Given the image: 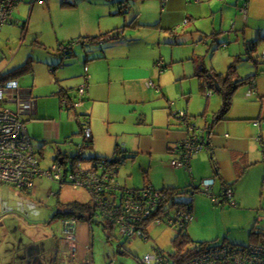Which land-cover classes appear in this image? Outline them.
<instances>
[{
  "label": "crops",
  "instance_id": "obj_1",
  "mask_svg": "<svg viewBox=\"0 0 264 264\" xmlns=\"http://www.w3.org/2000/svg\"><path fill=\"white\" fill-rule=\"evenodd\" d=\"M20 1L21 0H19V2ZM65 1H71L68 5L63 3L64 6L66 5L71 9H81L86 6L92 17L91 20H88L85 19L83 15H81L80 18L71 22V35L73 36L71 37V40L79 39L80 37L85 36H96L107 33L115 28L128 24V17H131L132 20L133 16H136L137 23L140 24V26L144 25L148 27L149 34H145L143 35L144 38H140V42H143L144 40V46L139 44V42H134V39H127L132 31L128 30V27L123 29L122 39L111 42L101 40L99 44L101 53L88 54L87 52L90 51V48H88V51L85 55V60L80 66L78 65L79 71L70 77L67 76L64 71L59 70L61 61L63 62L64 57H66L63 51L59 50L61 55V60L59 63H57V59H55L53 61L54 63L51 65L49 64L52 72L54 73V78H50L48 80L49 84L46 83L44 88L40 86L38 77L34 73L36 69L35 65H33V69L28 70V75L32 74V76L26 80L29 82L27 85H22L21 81L19 80L20 77H15L18 79L20 87L31 92V95L37 100L36 113L32 117L26 116L25 119L27 131L32 139L33 146L35 150H37L43 156L44 146L42 148V145H45L47 141L52 143L56 141L54 137H52L54 135L53 125L55 116L41 112L40 102L44 100V96H50L48 94H58V91L67 89L66 91H62V93L65 94L68 91V93L71 94L73 98L70 96L68 107L65 105V102L62 103V99H60V110H68V113L72 114L73 117L76 118L77 125L78 120L83 119L80 117V115L84 116L89 114L90 117L88 127L92 132V137L91 143L88 146V154H95L96 156H101V158H112L116 153L117 156H119L118 154L120 152L123 154L120 164H122L123 161L129 157L130 150L127 147V143L130 144V139L127 136H122L118 131L115 133L109 132L113 142H115L114 153L113 155H109V152L102 149L100 145L101 135L95 129V125L92 122L93 118H97V115L95 114L97 109H105L106 106L109 110L111 107L112 98L118 95L120 96L119 98H122L120 100L121 103H118L119 106L125 107L127 110L131 109L135 112V115L137 114V116L138 112H141V104L144 103L145 100L154 101L155 104H153V106L155 109L159 108L167 109V111L169 110L167 114L161 112L162 116H165L164 120H162V118L160 121L152 119L151 123L157 122L160 128L167 131V146L169 152L170 154H173V158L178 157L180 152L178 143L181 139L186 137V130L188 128H186L183 123L173 117L172 110L185 111L192 116L190 113L191 109L188 106L189 104L187 105V109L184 108L185 104L182 97L188 99L189 102L191 97L193 98L195 94L201 97L206 96L205 100L207 101V107L209 106L210 108L211 101L215 98V96L208 94V92L216 90L219 93L221 86L218 82L219 85L216 86L220 89L217 87L216 89L212 88L210 90L202 89L201 86L203 77L199 74V69L203 68L215 71L217 73H221V75L224 77V75L228 73L230 67H228L226 72H220L219 67H216L215 65H213L212 68L202 65L201 60L203 57L198 53L203 52L202 45L207 47V52L210 51L212 47L214 51H216L218 47L227 49L222 53V55H224L228 61L233 59L232 62L235 64L244 58V54L241 53V48L234 47V45H229L231 41L227 38V36H230V34L233 36L234 33H236V36H239V32H245V30L251 28L254 32V26L257 25L255 24L257 23L255 18L256 15H254V11H256V0ZM130 1H134L133 6H131ZM121 2H123L124 5L129 6L130 11L127 13H117L120 4H122ZM116 15H121L123 17ZM11 23H17L16 16L13 15L12 21L8 24ZM26 25L27 23H25L23 28H25ZM260 25L262 26L263 24ZM63 26L64 24L61 23L60 27ZM137 28H139V26H137ZM208 28L211 29L210 33ZM180 30H184L185 33L190 32L191 37L196 41L195 43L201 41V43L195 45V51H191L193 46L186 45L187 36L190 37V35L187 34V36L184 37L178 33ZM84 40L85 41H79L81 42V45L84 49L86 48V42H90L89 44L97 43L96 41H90L88 39ZM249 40L245 39L247 50H249L248 48L250 42L255 41V39H252L251 41ZM174 41H176V43H173ZM215 41L216 43H214ZM214 46H216V48H214ZM197 49L201 50L197 51ZM74 54L76 53L73 45V55ZM30 59L33 58L29 56L27 60ZM254 60L256 61V64L259 63L258 59L254 58ZM160 61H162V63H160ZM235 68V73L231 75L232 77H230V80L242 78L237 73L238 67L236 64ZM82 73L84 78L83 83H79L78 88L86 84L87 89L83 95L79 94L75 97L76 88H74L72 85H67L69 87L67 88L66 83L63 81L72 79L74 77H80ZM253 74V79L245 82L251 85L248 95L255 94V96L262 98L264 97V89H262L260 82L256 84L254 81L257 73H252L250 75ZM85 75L88 76L86 77ZM222 78L219 81H222ZM81 81L82 80H80V82ZM193 81L196 83L194 86ZM75 82H78V80L76 79ZM149 82H153L154 85H149ZM80 98L82 99L81 101ZM173 98H182V100L179 103H176L173 101ZM203 98L204 97L201 98L202 101ZM176 106H178L177 108L181 109L177 110ZM215 112L213 113V119ZM141 113L144 114L145 119H138L147 122L149 119L148 115L144 113V111ZM250 116L251 115L230 116L229 112L227 119L221 120L218 123L213 124V126H211L213 120L212 122L207 121L203 127H200L202 131L197 130V126L195 128L197 132L200 133L201 136L206 139V141L208 140V143H210L209 146H206L205 144L204 145L206 146L208 153L212 154V157H210L212 165L210 166L209 163L206 162L204 153L197 152L193 155L190 161V166L192 169L191 173L187 171L186 167L175 166L182 169L176 170L173 174V178L171 177V179H165L164 186L173 185L182 187L184 184L183 180H186V185L193 182L199 183L202 187L201 183L204 179L212 178L214 179V183L208 189V192H211L212 195L206 192L203 187V190L201 189L199 191L210 195V197H213L216 204L218 203L219 205L221 203L220 206H224V203L229 204L230 206H235H231V208L224 207L228 209L227 211L232 215H237L239 214L238 212L249 209L248 206L250 207V205L246 204L245 193L241 190V187L240 189H237L238 182L245 178L248 170H250L251 167L256 163L259 164V169L264 171V162L261 160L263 159L262 155L264 154H259L253 158L251 156V151L248 144V141H251L252 139H258L264 146V125L253 124L250 122ZM34 118L43 119L50 126L47 136L42 139L44 143H41L42 140H40L39 145L34 143V135L31 133L33 131L35 122L29 121ZM174 118L177 121H175ZM252 118H264V116L260 114L258 117ZM109 119L111 121L110 117ZM246 119H248V121H245ZM171 125L176 126L179 130L176 131L170 128ZM66 134L68 133H65V136ZM66 137L64 140L65 143H74L75 148L72 150H63L57 147L58 152H64L71 156L76 153L79 144L83 140V136L80 142H74V139L72 142H67ZM35 145L40 147L36 148ZM133 145L136 146V141L133 142ZM219 148H223L226 151L225 157H223V153H217V149ZM39 150H42L43 152ZM117 150L119 152H117ZM124 155L126 157L123 159ZM220 158L228 162L230 161V170L232 173L230 176L225 177L223 167L219 161ZM119 165L118 168L120 169ZM240 174L242 175L240 176ZM39 179L43 178H38L35 181L32 188L33 190L37 189ZM116 179L118 180V176H116ZM218 179L220 180L219 184ZM242 184H244V180ZM145 185L155 187L157 182L150 178V181H148V183ZM226 186H230L232 188V190H230L232 191L233 202L228 201L223 196ZM216 198H219V200L216 201ZM14 218L16 223L14 222L13 218L5 217L3 213L0 212V257L7 255L11 256L10 258L4 257L2 261L0 260V264H82L90 254L94 264L95 258L92 251L94 229L93 225H91V223L88 221L80 220L77 222L74 233L75 246H73L64 238V222H62L61 219L60 222L62 224L63 235L62 237H59L58 235L52 236V234L49 233V229L44 227V225L36 224L33 226H28L19 218L18 215H15ZM254 227H257V225H253L251 227L249 234ZM228 228H230V226ZM258 230L264 229L261 228ZM229 231L231 230L228 229V232ZM21 233L25 235L24 241L20 235ZM32 237L34 242L31 241ZM231 237H228V239L233 240ZM6 242L9 244V247L7 246V248H4V244ZM119 248L120 247L118 246V252Z\"/></svg>",
  "mask_w": 264,
  "mask_h": 264
},
{
  "label": "rangeland",
  "instance_id": "obj_2",
  "mask_svg": "<svg viewBox=\"0 0 264 264\" xmlns=\"http://www.w3.org/2000/svg\"><path fill=\"white\" fill-rule=\"evenodd\" d=\"M63 1L64 0H21L18 3L14 8L15 11H13L17 23L7 24L0 31V72L5 73L10 71L13 67L24 63L27 58L31 56L34 59L33 65H35L36 68L34 73L37 75L39 84L42 88L46 86L50 78H54V73L49 64L51 65L54 63L53 61L55 59H57V63L61 60L58 45L60 42L67 43L71 40V37H73L71 35V22L80 18L81 15H83L85 19H92L86 6L81 9H71L66 5L64 6ZM133 2L134 1H130L131 6H133ZM255 7L256 11H254V15H256L255 18L257 22L255 23L257 25L254 26L255 31L253 32L251 28L245 30V32H239V36H236V33H234L233 36L230 34L227 38L231 41L229 43L230 46L234 45V47L241 48V53L244 54V58L235 63L238 67V75L243 78L252 73H257L254 81L256 84L260 82L262 89H264V39H261L257 43V48L250 52H248L245 44V39L256 40L259 34H264V0H256ZM116 16L120 17L121 15ZM130 20L131 17H128V22H130ZM25 23H27V25L23 28ZM61 23L64 24L63 27H60ZM260 24L263 25L261 26ZM131 27L132 28L128 26V30L132 31L127 39H134V42H139V44L144 46V40L140 42V38H144L143 35L149 34L148 27L144 25L139 26V28H134V26ZM208 30L210 33L211 29L208 28ZM178 33L184 37L187 36V34L190 35V37L187 36L186 45L193 46L191 51H195V45L201 43V41L195 43L196 41L191 37L190 32L185 33L184 30H180ZM89 43L90 42L85 43L86 48L84 49L81 42L76 41L73 44L76 54L71 57H64L63 62L61 61L59 65V70L64 71L69 77L73 76L79 71L78 67L85 60L88 48H90V51L87 52L88 54L101 53L99 47L100 42ZM214 43H216V41ZM214 48H216V46H214ZM202 49L203 52H198L203 57L201 64L208 68H212L213 65H215L219 67L220 72H226L228 67L233 63V59L228 61L227 58L222 55L227 49L218 47V49L214 51L212 47V49L207 52V47L203 45ZM200 50L201 49H197V51ZM254 58L259 60L258 64H256ZM83 73L80 77H74L63 81L66 83V87L69 88L67 85H72L74 88H78L79 83H83ZM30 76H32V74L28 75V71L20 74L19 80L21 84L27 85L29 82L26 80L30 78ZM76 79L78 82H75ZM80 80L82 81L80 82ZM194 84H196L195 81H193V86ZM250 88L251 85L249 83H243L237 88L234 94V102L230 110V116L251 115L249 118L250 122L256 125L255 122L263 118L255 119L252 117H258L260 114L264 116V97L260 98L255 96V94L248 95ZM208 94L215 96L211 101L210 108L209 106L207 107V101L205 100L206 96H202L204 97L202 101V97L195 94L193 98L191 97L189 102L188 99L182 97L185 104L184 108L187 109V105L189 104L188 106L191 109L190 113L192 114L190 117L193 119V123H197L198 127H203L207 121L212 122L213 113L221 107L223 100L222 95L216 90H212L208 92ZM48 95L50 96H44V100L40 102V109L41 112L45 114L55 116L53 125L54 135L52 137H54L56 141L54 143L47 141L44 145L45 157L43 160L41 159V166L44 168H48L54 162L58 148L63 150H72L75 148L74 143H65L64 140L66 136L72 134L71 138L74 139V142H80L82 140V134H73L79 130L76 118H74L72 114H69L68 110H60L61 95ZM119 97L120 96L117 95L112 98L109 110L106 106L105 109H97L95 113L97 118L92 119L95 129L101 135L100 145L104 151L109 152V155H113L115 142H113L109 132L115 133L118 131L122 136H127L130 139V144L127 143V147L130 150L129 157L119 165L120 169L117 173L118 181L122 186L144 188L146 186L145 184L148 183L151 178L157 182L155 187L160 189L164 186L165 179L173 178L175 171L182 169L173 166L171 163L173 154H170L167 146V131L160 128L157 122L151 123L152 119L160 121L162 118V120H164L165 116H162L161 112L167 114L169 110L155 109L153 106V104H155L154 101L145 100L144 103L141 104L140 109L141 112L144 111L149 117L146 122L138 119H145L144 114L141 112H138L137 116L131 109L127 110L125 107H120L118 103H121L120 100L122 98ZM182 98H173V101L179 103ZM63 100L65 103L68 102L67 98ZM177 107L178 106H176V108ZM180 109L181 108H177V110ZM80 117L83 118L81 115ZM174 120L177 121L175 118ZM32 121L35 122L33 131L31 132L32 135H34L33 141L39 145V141L47 136L50 126L43 119L34 118L29 122ZM245 121H248V119ZM170 128L176 131L179 130L173 125H171ZM65 133L68 134L65 136ZM134 141H136V146L133 145ZM248 144L253 158L259 154H264L262 149L263 144L258 139H252L248 141ZM35 147L37 148L40 146L35 145ZM199 152L205 154V160L211 166L212 162L210 157H212V154L208 153L206 146ZM217 153H223V157L226 156V151L223 148L217 149ZM114 155L117 156V153ZM114 155L113 157H115ZM261 160L264 162V159ZM219 161L223 167L225 177L230 176L232 174L230 170V161H225L222 158H220ZM42 178L43 179L38 180L37 189L31 190V192L21 190L14 185L0 183V212H2L5 217L13 218L14 222V216L18 215L28 226L36 224L44 225V227L49 229V233H51L52 236L58 235L62 237V224L60 219H55V217H53L55 212L58 208H64L63 204L69 202H89L91 198L90 192L83 186L75 187L69 182H56L45 175ZM243 180L244 184H242ZM183 183L182 186H185L187 183L186 180H183ZM219 183L220 180L218 184ZM240 187L245 193L246 204H249L250 207L248 206L249 209L238 212L239 214L237 215L230 214L227 211L228 209H226L235 206H230L226 203H224V206H220L221 203L219 205L218 203L216 204L213 197L201 191L195 194V215L188 226V232L193 241H208L209 245L220 244L224 240V236L228 235V237L232 236L231 239H233L230 240V242L247 244L249 243V231L253 225H257L259 229H264V220L260 218L264 215V171L259 169V164L256 163L253 165L251 169L248 170L245 178L238 182L237 189H240ZM51 189L54 192L60 190V194L58 196L49 194ZM161 222L153 221L149 224L148 231L150 236L148 238L137 235L129 239L120 236L118 227L114 229L112 234L109 229L106 230L102 225L95 223L93 225L94 240L92 248L95 258L94 264H112V261H114L113 264H144L141 260L145 255L155 254L158 251H174L177 246L173 238L177 234L178 227L169 224L167 221ZM229 226L230 228H228ZM228 229L231 231L228 232ZM20 235L24 241L25 235L22 233ZM33 240L32 237L31 241L34 242ZM7 246L9 247V244L6 242L4 248H7ZM118 246L120 247L119 252ZM4 257L10 258L11 256H2L0 260L2 261Z\"/></svg>",
  "mask_w": 264,
  "mask_h": 264
},
{
  "label": "built area",
  "instance_id": "obj_3",
  "mask_svg": "<svg viewBox=\"0 0 264 264\" xmlns=\"http://www.w3.org/2000/svg\"><path fill=\"white\" fill-rule=\"evenodd\" d=\"M18 2L19 0H0V31L3 26L12 21L13 11ZM149 85H154V83L149 82ZM85 87L86 84L82 85L79 91L84 92ZM36 111L37 100L31 95V92L22 89L19 81L15 78L1 80L0 73V182L14 183L17 187H30L37 176L45 173L57 181H67L75 187H86L90 190L97 209L102 210L114 220L115 228L118 227L121 237L129 239L137 235L145 236L146 230L142 231L138 226L142 218V214L138 212L140 200L134 203L132 194L126 195L122 201L120 209L123 212L119 216L109 214L107 211L113 204L102 198L105 190L110 189L109 183L114 180L115 175V164H112L108 159H79L87 152V147L80 144L77 156L67 160L69 165L75 164L77 167L75 172L65 175L59 162H53L49 171L42 169L41 158L33 146L25 119L26 116L32 117ZM178 113L181 118L185 116L184 111ZM255 123L261 124V121L258 120ZM192 128L194 130V127ZM90 136V130L86 129L84 137L89 138ZM195 139L196 141L185 140L181 145V157L173 160L174 165L190 167L193 155L203 148V144L197 141V138ZM118 155L117 158L121 160L123 154L119 152ZM89 167L93 170L87 169ZM213 183L214 179L207 178L201 184L208 191ZM150 195L153 194H150L148 190L142 192L143 198ZM159 195L160 193L157 192L153 196L158 197ZM226 199L233 202L231 190L227 191ZM215 200L218 201L219 198ZM150 208L146 209L143 214L148 215ZM263 217L261 216V220ZM76 225L77 222L74 218L64 222L66 240L73 246H75ZM197 250L199 252L183 264H264V244L262 243L251 244L247 248L233 249L230 246H223L214 250H200L199 248ZM142 261L146 264H165L169 260L164 252L158 251L155 254L146 255ZM85 264H92L91 254Z\"/></svg>",
  "mask_w": 264,
  "mask_h": 264
},
{
  "label": "trees",
  "instance_id": "obj_4",
  "mask_svg": "<svg viewBox=\"0 0 264 264\" xmlns=\"http://www.w3.org/2000/svg\"><path fill=\"white\" fill-rule=\"evenodd\" d=\"M73 1H75V0H73ZM70 2L71 1H65L64 0L63 3L68 5V4H70ZM121 3L122 4H120V7L118 8L117 13H127L128 11H130L129 6L124 5L123 2H121ZM23 26H25V24ZM128 26L129 27L140 26V24L137 23L136 16H133L131 22H129L128 24H126L122 27L115 28V29H113L107 33L96 35V36L80 37L79 39H72V40L68 41L67 43L66 42H60L59 43V50L63 51V53L66 55V57H71L73 55V44L76 41H85L84 39H88L90 41H96V42H100L101 40L109 41V42L114 41V40L116 41V40L122 39L123 29L127 28ZM261 39H264L263 34H260L259 37L254 42H250L248 52L255 50L256 43L259 42ZM173 43H176V41H174ZM33 61H34V59L27 60L25 63L11 69L10 71L5 72V73H1V80H3V79L5 80L6 78H15V77L18 78V77H20V74H22L23 72H26L29 69L34 68ZM235 69H236L235 64L234 63L231 64V66L229 67L228 73L226 75H224V77L221 75V73H217L215 71H211V70L203 69V68L199 69V72H200L199 74L202 75V77H203V82H202V86H201L202 89H204V90H207V89L210 90L212 88L216 89V87H217L216 83L217 82H219V84L221 86L219 93L222 94L223 101H222L220 109L217 112H215V114H214V119H213L211 126H213V124H216L221 120L228 118L229 112H230L232 104H233L234 94H235L237 88L242 83L248 82L249 80H252L254 77V74H253V75H250V76L245 77V78H238V79L230 80V77H232L231 75H233L235 73ZM17 78H15V79H17ZM221 78H222V81H219ZM86 89H87V87H85V90ZM66 90L67 89H65V90L62 89L61 91H58V94L61 95V99H62L61 102L62 103L64 102L63 99H65L67 97L68 102H67V104L65 103V105H67V107H68V103L70 101L71 94H69L68 91L65 94L62 93V91H66ZM84 92H81V91H79V88H76L75 97L79 94L83 95ZM81 100L82 99L80 98V101ZM174 112H176V111L172 110L173 117H175L177 120H179L181 123H183L186 128H188L186 130V137L181 139L178 143L179 149H180L179 156L176 158H173L172 162H171L173 166H176L173 164V160L179 159L181 157V152H182L181 145L185 142V140L191 139L193 141H196L195 138H197V141H199L200 143L203 144V148L205 145L209 146L210 143H208V140L206 141V139L203 138V136H201V134L197 132V130L202 131V129L200 127H198L197 130L195 129L197 127V125H196V123H193V121H192L193 119L190 117V115L187 112L184 111L185 116L183 118H181L179 116L178 112H180V111H177L176 113H174ZM89 120H90L89 114L84 115L83 119L78 120L79 131L74 133V134H78V133L82 134L83 140L80 144H82L84 147H87V152L83 155V157H81L79 159H89V158L100 159L101 156H96L95 154H93V155L88 154V148H89L88 146L91 143V137H92V132H91L90 128L88 127ZM259 121H261V124H258V125H262V124L264 125V118L260 119ZM192 127H194V130ZM86 129L90 130L91 136L89 138L84 137ZM71 137H72V134L68 135L66 137V141L72 142L73 139ZM69 138H71V139H69ZM41 143H44V141L42 140ZM43 146H44V144L42 145V148H43ZM262 147H263V152H264V146H262ZM118 150H117V152H119ZM39 151L43 152L42 150H39ZM76 153H77V151H76ZM76 153H74L73 155L70 156L64 152H57V156H56V158H54L55 159L54 162H59L62 165L65 175H67L68 173H72V172L76 171L77 167L75 166V164L69 165L67 163L68 158H71V157L75 158L77 156ZM38 154H39V157L41 159H44L45 156H43L39 152H38ZM125 155H124L123 159L126 157ZM105 159H108L109 161L112 162V164H115V168H114L115 169V171H114L115 175L113 177L114 180L110 181L109 185L111 187L109 190H105L104 196L102 198L104 200L111 201V203L113 204L107 210L109 214H115L116 216H119L123 212L120 209V208H122V201H124V198L126 197V195L132 194L131 196L135 200L134 203H137L138 200H140V202H138L140 204L139 205L140 209L138 210V212L140 214H142V218H141L140 222L138 223V226L142 229V231L146 230V235H145L146 238H148L150 236L149 231H148V226L153 221H159V222L167 221L169 224H172V225H175L178 227L177 234L173 238V241H174L175 245L177 246V248L171 252L161 251V252H164V254L166 255V257L169 260L168 263H165V264H183L184 262H186L188 259H190L191 257H193L194 255H196L199 252L197 250V248H199L200 250H205V249L214 250V249H217L219 247L230 246V248L236 249L237 247L247 248L251 244H259V243L264 244V230H258L259 228H257V227H254L252 229V231L250 232L249 243H247V244H238V243L230 242L227 235L224 236V240L220 244L209 245L208 241H193L192 237L190 236V234L188 232V226H189L190 221L193 219V217L195 215L194 214V196L199 190H201V189L203 190V188L200 186L199 183L191 182V183H188L187 185L182 186V187L170 185V186H164L163 188H160V189H157V188H155L153 186H149V185H146L144 188H134V187L129 188L126 186H121L120 183L118 182V180L116 179L118 169H119L118 165L120 164L121 160H119L116 156L113 158H109V157L106 158L105 157ZM263 159H264V155H263ZM62 160H63V162H61ZM42 169L49 171L50 166L48 168L42 167ZM87 169L93 170L90 167ZM187 171L191 173V171H192L191 166L189 168H187ZM44 175L49 177L51 180L56 181V182H60V183H66L67 182V181H63V182L57 181V180L53 179L50 175L44 173V174L39 175L35 178L32 186H30V187L22 186L19 188L21 190H27V191L31 192V190H33L32 188L34 186L35 181L38 178L44 177ZM241 175L242 174H240V176ZM0 183H6V184L14 185L17 187V185H15L14 183H10V182H4L3 181ZM230 189L232 190V188L230 186L225 187V190L223 192V196L225 197V199H226L227 191H229ZM144 190H148L150 192V194H153V195L155 193L159 192L160 195L158 197L150 195L148 197L143 198L142 192ZM89 192H90V190H89ZM206 192H208V191H206ZM208 193L210 195H212L211 192H208ZM49 194L58 196L60 194V190L57 192H54L51 189ZM90 195H91L90 201L86 202V203H80L79 201H73V202H69L67 204L62 203L64 208H58L53 217H55V219L56 218L61 219L62 222H65L66 220H69L71 218H74L76 220V222H78L80 220H86L89 223H91V225H94L95 223L100 224L106 230L110 229L111 232H113L115 229V226H116L114 223V220L112 218H109V216H107L105 212L103 213L102 210L97 209V207L95 206V202L93 201L91 192H90ZM149 207H151L149 214L148 215L143 214V212L146 209H148ZM262 216H264V215H262ZM262 220H264V217ZM64 230H65V227H64ZM64 238L66 239L65 232H64ZM144 264H146V263H144Z\"/></svg>",
  "mask_w": 264,
  "mask_h": 264
},
{
  "label": "flooded vegetation",
  "instance_id": "obj_5",
  "mask_svg": "<svg viewBox=\"0 0 264 264\" xmlns=\"http://www.w3.org/2000/svg\"><path fill=\"white\" fill-rule=\"evenodd\" d=\"M75 245V244H74ZM89 257V256H88ZM87 257V258H88ZM87 258L84 260V262L82 263V264H85L86 263V260H87ZM112 263H114V261H112ZM92 264H93V260H92Z\"/></svg>",
  "mask_w": 264,
  "mask_h": 264
},
{
  "label": "water",
  "instance_id": "obj_6",
  "mask_svg": "<svg viewBox=\"0 0 264 264\" xmlns=\"http://www.w3.org/2000/svg\"><path fill=\"white\" fill-rule=\"evenodd\" d=\"M216 85L218 86L219 84H218V82L216 83ZM218 89H220L219 87H217Z\"/></svg>",
  "mask_w": 264,
  "mask_h": 264
},
{
  "label": "clouds",
  "instance_id": "obj_7",
  "mask_svg": "<svg viewBox=\"0 0 264 264\" xmlns=\"http://www.w3.org/2000/svg\"><path fill=\"white\" fill-rule=\"evenodd\" d=\"M113 264V263H112Z\"/></svg>",
  "mask_w": 264,
  "mask_h": 264
}]
</instances>
